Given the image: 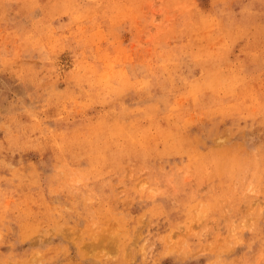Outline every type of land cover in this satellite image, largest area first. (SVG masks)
<instances>
[{
  "label": "rangeland",
  "instance_id": "obj_1",
  "mask_svg": "<svg viewBox=\"0 0 264 264\" xmlns=\"http://www.w3.org/2000/svg\"><path fill=\"white\" fill-rule=\"evenodd\" d=\"M262 217L264 0H0V264H261Z\"/></svg>",
  "mask_w": 264,
  "mask_h": 264
},
{
  "label": "bare ground",
  "instance_id": "obj_2",
  "mask_svg": "<svg viewBox=\"0 0 264 264\" xmlns=\"http://www.w3.org/2000/svg\"><path fill=\"white\" fill-rule=\"evenodd\" d=\"M260 37V36H259ZM218 78H219V76H218ZM96 84V83H95ZM90 86V85H89ZM208 86V85H207ZM212 92V91H211ZM147 108V107H146ZM170 124V123H169ZM181 139V138H180ZM179 144V143H178ZM126 148H128V147H126ZM130 148V147H129ZM119 149H122V147L121 148H119ZM134 149V148H133ZM121 151V150H120ZM130 151V150H129ZM135 152V151H134ZM126 153V152H125ZM128 153V152H127ZM131 153H132V151H131ZM122 154V153H121ZM124 154V153H123ZM122 154V155H123ZM223 154H224V152H223ZM139 155V154H138ZM133 156V155H132ZM120 157V156H119ZM122 157H124V156H122ZM135 157V156H134ZM137 157V156H136ZM139 157V156H138ZM127 158V157H126ZM96 159V158H95ZM94 159V160H95ZM116 159H119V158H116ZM117 161V160H116ZM122 161H123V159H122ZM225 162V161H224Z\"/></svg>",
  "mask_w": 264,
  "mask_h": 264
},
{
  "label": "snow or ice",
  "instance_id": "obj_3",
  "mask_svg": "<svg viewBox=\"0 0 264 264\" xmlns=\"http://www.w3.org/2000/svg\"><path fill=\"white\" fill-rule=\"evenodd\" d=\"M261 229H262V232H264V217H262L261 219ZM261 264H264V261H262Z\"/></svg>",
  "mask_w": 264,
  "mask_h": 264
}]
</instances>
